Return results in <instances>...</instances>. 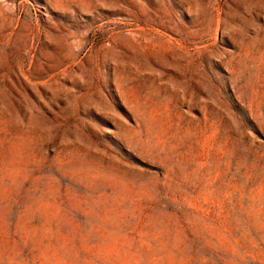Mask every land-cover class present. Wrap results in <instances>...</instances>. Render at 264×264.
<instances>
[{
  "label": "rangeland",
  "instance_id": "rangeland-1",
  "mask_svg": "<svg viewBox=\"0 0 264 264\" xmlns=\"http://www.w3.org/2000/svg\"><path fill=\"white\" fill-rule=\"evenodd\" d=\"M0 264H264V0H0Z\"/></svg>",
  "mask_w": 264,
  "mask_h": 264
}]
</instances>
